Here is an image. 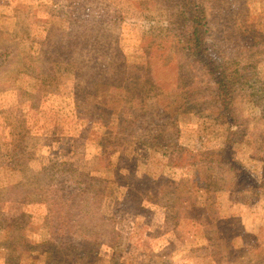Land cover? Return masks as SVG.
<instances>
[{
	"label": "rangeland",
	"instance_id": "rangeland-1",
	"mask_svg": "<svg viewBox=\"0 0 264 264\" xmlns=\"http://www.w3.org/2000/svg\"><path fill=\"white\" fill-rule=\"evenodd\" d=\"M196 1L197 11L206 15V49L234 61L248 42L252 51L246 55H253L248 60L254 59L261 73L259 80L235 85V94L250 98L234 102L243 125L228 146L233 165L223 157L199 162L172 192H162L160 180L158 192L144 194L106 183L122 166L111 124L123 107L101 101L126 96L127 89L113 90L106 79L94 91V78H85L77 95L78 60L71 48L100 45L103 50L86 61L91 66L102 59L110 63L112 52L133 55L138 49L151 64L187 63L191 15L182 0H0V264H199L204 251L220 262L236 248H250L251 255L259 249L250 225L264 202L251 196L258 192L251 187L264 180V142L243 134L245 123L253 128L264 116V0ZM201 78L190 80L200 89L214 83L207 71ZM163 96L164 90L148 91L156 123L133 139L136 161L130 164L138 174H159L182 135L191 150H221L229 157L223 152L230 125L224 108L198 103L194 116L179 118H188L193 128L179 131L167 126L166 110L159 106ZM72 178L76 187L66 188L76 189L78 218L84 217L75 223L70 244L80 242L82 248L74 251L50 238L47 210L51 190ZM250 199L257 211L248 218L243 208ZM199 243L205 245L197 251Z\"/></svg>",
	"mask_w": 264,
	"mask_h": 264
},
{
	"label": "trees",
	"instance_id": "trees-1",
	"mask_svg": "<svg viewBox=\"0 0 264 264\" xmlns=\"http://www.w3.org/2000/svg\"><path fill=\"white\" fill-rule=\"evenodd\" d=\"M196 0H182L183 6L189 10L191 15V32L188 36L189 43L191 45L190 56L187 58L190 61L187 63L174 62L167 64H151L146 59L142 52L135 50L136 53L129 55L128 51L120 50L118 54L113 56L112 61L106 64L103 59L98 65H88L86 61L90 59H95V53L98 50H103L100 45L95 47H89L87 42L81 45H75L72 47L73 54L77 56L78 63L75 65V78H76V91L77 95L80 94V84L81 80L88 78H94L92 80V86L94 91H98L99 83L102 80L109 79L111 84L116 87H125L127 89L126 96L119 93L115 94L114 99L103 100L110 102L113 107L120 108L123 107L122 113L119 117L113 119L112 129L116 130L113 136L112 144L118 146L120 145L121 151V161L120 166L116 173L113 175L114 180L106 182L108 186L113 185H125L136 189L137 191H143L146 194L152 191H157L155 187L158 185L159 181L162 180L159 189L162 192L170 193L175 187L184 185L186 176L188 175V170L191 169L197 163L205 161H217L221 160L220 157L225 158L227 164L233 165L234 160L232 156H229L228 146L233 143L234 137L238 133V127H241L243 123L240 122L241 113L237 108L234 107V102L243 103L241 100L245 98L248 100L250 96H241L235 94V85L239 80H259L258 75L261 73L257 62L253 59L250 62L248 59L252 56H247L246 53L252 51L251 44L245 42L244 48L246 51L238 49L237 51L243 53L244 55L236 54L234 56V61L231 59H223L217 49L209 51L206 49L204 44V27L203 19L206 15L200 14L197 11ZM194 4L195 8H191ZM74 31V28L70 29ZM186 41V40H185ZM250 45V46H248ZM249 47V48H248ZM129 49V48H128ZM123 51V52H122ZM104 57V52L101 51L99 54ZM179 57V56H178ZM242 57V58H241ZM241 59V61H240ZM237 64V62H239ZM259 63V62H258ZM207 71L210 77H213L214 83L209 80L205 86L200 89L196 87L190 80L192 77H198L202 79V73ZM161 76V80H159ZM190 76V77H189ZM189 77V78H188ZM158 78L157 81L155 79ZM106 83V82H104ZM155 87L157 93L161 90L165 91V96H163V104L159 105L166 110V118L168 119L167 126H177L179 131H182L183 127L193 128L189 125V119L186 118L184 121H179L181 115L194 116L196 105L200 102L212 103L213 105H219L225 111L228 117V123L230 124L224 131L225 138L227 137L228 145L225 147L223 152L228 154L229 157H224L221 150L217 153L215 152H204L202 150H191L185 142V135H182L183 139L181 144H178L177 150L173 151L169 158V165H164L160 170L159 174H138L136 171V165L131 166V159L136 161L133 156V139L137 135H147L150 126L155 124L154 115L152 109L154 103L148 99V91L150 88ZM185 90V91H183ZM198 93V95H195ZM108 94L107 91L101 93L102 96ZM111 95H113L111 93ZM112 98V97H111ZM200 98V99H199ZM244 100V103L247 102ZM160 103V102H159ZM233 103V105H232ZM235 113H240L237 117ZM246 132L244 138L254 139L255 142H264V116L259 120V122L253 127L249 128L247 124H244ZM258 130L259 132H255ZM125 131L123 134L122 132ZM237 131V132H236ZM120 133V134H119ZM236 133V135H235ZM227 135V136H226ZM242 138V139H244ZM238 139V141L242 140ZM123 151V152H122ZM127 163V164H126ZM43 177H48L49 181L51 177L43 172ZM73 175V174H71ZM71 177V176H69ZM74 178L70 184L63 181H59L56 184L57 189L54 191L53 196L47 198L50 200L48 204V217L50 222L49 235L56 243L64 244L67 243L68 247L72 251L82 248L80 242L71 243L73 236L75 235L76 222L79 223L84 217L78 218L79 212L82 211L81 207L75 202V190L67 189L68 186L76 187ZM49 184V182H48ZM251 194L252 197L260 196L264 202V180L263 183H257L252 185ZM45 190H48L49 186H43ZM172 192V191H171ZM141 193V192H140ZM188 202V201H187ZM188 205H191L188 203ZM243 211L247 214L248 218L254 217V212L257 211L255 205L251 204V199L246 203L244 201ZM264 206L260 207L257 212L256 222L250 225L251 228L256 229L257 236L259 240L253 242V245L258 246V250L251 255L250 248L237 249L236 254L231 256L228 260H212L208 255V251H204L205 255L199 264H264ZM77 219L75 222L72 219ZM106 220L109 219L106 217ZM139 224V222H138ZM260 235L263 237L260 240ZM262 242V243H261ZM203 243H199L197 251L201 250ZM63 247V248H64ZM241 248V247H240Z\"/></svg>",
	"mask_w": 264,
	"mask_h": 264
}]
</instances>
